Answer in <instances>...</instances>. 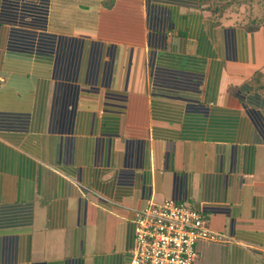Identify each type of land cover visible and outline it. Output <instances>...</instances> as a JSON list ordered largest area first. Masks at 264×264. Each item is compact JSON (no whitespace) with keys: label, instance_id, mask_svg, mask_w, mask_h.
I'll use <instances>...</instances> for the list:
<instances>
[{"label":"crops","instance_id":"0c3cea01","mask_svg":"<svg viewBox=\"0 0 264 264\" xmlns=\"http://www.w3.org/2000/svg\"><path fill=\"white\" fill-rule=\"evenodd\" d=\"M208 1L0 0V264H129L167 200L264 264V25Z\"/></svg>","mask_w":264,"mask_h":264},{"label":"built area","instance_id":"2783aa9c","mask_svg":"<svg viewBox=\"0 0 264 264\" xmlns=\"http://www.w3.org/2000/svg\"><path fill=\"white\" fill-rule=\"evenodd\" d=\"M132 224L129 264H195L198 243H221L224 237L205 226L201 209L173 200L133 211Z\"/></svg>","mask_w":264,"mask_h":264},{"label":"rangeland","instance_id":"374dc122","mask_svg":"<svg viewBox=\"0 0 264 264\" xmlns=\"http://www.w3.org/2000/svg\"><path fill=\"white\" fill-rule=\"evenodd\" d=\"M255 1L256 0H218L221 7V13L215 18L218 20H235L236 23H245L248 17L253 18L254 16L261 19L262 16H259L258 9L263 8L264 0H260L262 1L260 6H258ZM218 2L216 3L217 6ZM262 85L264 87V81L262 82Z\"/></svg>","mask_w":264,"mask_h":264},{"label":"trees","instance_id":"16d2710c","mask_svg":"<svg viewBox=\"0 0 264 264\" xmlns=\"http://www.w3.org/2000/svg\"><path fill=\"white\" fill-rule=\"evenodd\" d=\"M218 2V0H209L208 1V6H207V11L209 12L212 20L214 21H218V19H216L215 17L216 16H219V14L221 13V7H220V4L218 2V6L216 5V3ZM256 4L258 6L261 5V2L262 1H258L256 0L255 1ZM213 7V8H212ZM261 9V11H260ZM250 13V12H249ZM258 13H259V16L261 15L262 18L259 19L256 18L255 16L252 18V17H248L246 22L244 23V27L247 29V30H255L257 29V27L261 26V25H264V3H263V8H259L258 9ZM251 14V13H250ZM261 78H264V73L259 75L258 73H255L252 78H251V84L257 89V90H264V87L262 85V81H261Z\"/></svg>","mask_w":264,"mask_h":264}]
</instances>
